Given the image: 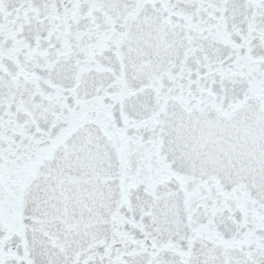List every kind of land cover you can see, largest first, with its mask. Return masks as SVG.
I'll list each match as a JSON object with an SVG mask.
<instances>
[{
    "label": "snow or ice",
    "instance_id": "obj_1",
    "mask_svg": "<svg viewBox=\"0 0 264 264\" xmlns=\"http://www.w3.org/2000/svg\"><path fill=\"white\" fill-rule=\"evenodd\" d=\"M0 264H264V0H0Z\"/></svg>",
    "mask_w": 264,
    "mask_h": 264
}]
</instances>
